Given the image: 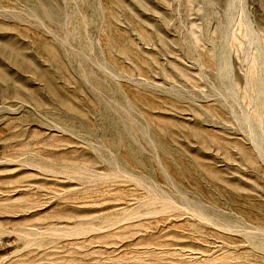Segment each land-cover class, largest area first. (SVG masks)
<instances>
[{
	"label": "rangeland",
	"instance_id": "obj_1",
	"mask_svg": "<svg viewBox=\"0 0 264 264\" xmlns=\"http://www.w3.org/2000/svg\"><path fill=\"white\" fill-rule=\"evenodd\" d=\"M0 264H264V0H0Z\"/></svg>",
	"mask_w": 264,
	"mask_h": 264
}]
</instances>
